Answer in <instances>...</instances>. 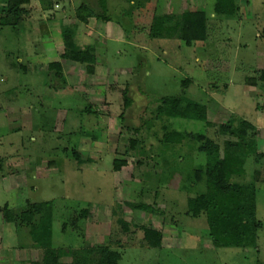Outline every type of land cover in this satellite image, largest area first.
Wrapping results in <instances>:
<instances>
[{"label": "rangeland", "instance_id": "rangeland-1", "mask_svg": "<svg viewBox=\"0 0 264 264\" xmlns=\"http://www.w3.org/2000/svg\"><path fill=\"white\" fill-rule=\"evenodd\" d=\"M82 1L60 0L44 11L40 0H33L16 32L0 27V264H31L40 256L28 237L2 219L6 204L18 209L27 202L52 203L57 249L110 244L121 255L119 264H264V158L242 178L252 181L251 170L260 171L257 248H214L204 216L186 215L188 196L204 190L199 184L190 191V173L207 161L201 143L168 148L160 139L164 126L213 140L215 128L154 118L162 98L184 93L207 107L213 124L232 114L255 124L260 135L253 151L264 153V93L246 81L264 70V0H239L235 19L214 18L215 0H204L210 38L191 46L153 38L148 31L154 12L180 13L187 0H136L134 9L130 0H109L112 29L97 18L79 28L81 41L97 46L93 75L61 58V18L76 20ZM5 2L0 0V17ZM53 62L64 66V78L48 71ZM136 139L145 142L132 149ZM76 150L83 157L79 162L72 156ZM115 159H126L127 166L115 172ZM156 178L159 185H153ZM156 188L158 215L126 204L151 199ZM83 209L89 215L74 229L73 216ZM119 219L130 224L128 233ZM64 223L69 224L65 232ZM148 224L163 232L161 249L141 246L140 227ZM21 232L27 235L26 228Z\"/></svg>", "mask_w": 264, "mask_h": 264}, {"label": "trees", "instance_id": "trees-1", "mask_svg": "<svg viewBox=\"0 0 264 264\" xmlns=\"http://www.w3.org/2000/svg\"><path fill=\"white\" fill-rule=\"evenodd\" d=\"M33 0H6L0 17V27L10 28L17 31L25 19L30 15L26 8ZM60 0H40L44 11H52L56 2ZM187 0V7L180 13H165L152 15L150 34L153 38H167L181 41L187 46L196 42L206 41L210 38L209 17L205 11L204 0ZM88 2V4H87ZM92 2V5L90 4ZM55 3V4H54ZM133 9L140 2L130 0ZM109 12V0H83L76 9V20L64 22L61 18L60 36L64 49L61 52L63 60L85 66L87 73L93 75L98 62L97 46L83 43L79 38L80 25L87 24L92 18L102 22L113 21L107 16ZM213 17L217 19H235L240 17L241 7L239 0H215ZM54 22L56 18L52 19ZM25 69V67H24ZM48 71L54 77H63V65L53 62L47 66ZM258 78H247L264 93V70L257 72ZM185 86L191 84L190 79L183 81ZM250 85V84H249ZM130 102V100H127ZM127 102V104H129ZM155 119H187L201 121L207 127L215 128L216 139H210L204 134H194L177 131L170 126H164V135L160 143L168 148H175L184 142L201 143L199 151L206 154V165L194 169L192 175V187L190 191L204 184V190H197L194 196L187 198L186 215L197 219L204 216L208 227V237L214 248L236 247L244 249L257 248L258 230L261 222L257 219V186L256 174L259 170L252 169L250 176L252 181H244L249 167L264 158V153H257L253 149L260 135L259 128L255 124L235 115L219 125L208 120V109L201 103L188 98L184 93L179 96L164 97L155 110ZM147 128L153 126V120L148 121ZM223 142L222 144L219 142ZM145 141L133 140L131 148L137 144L143 147ZM172 157L180 158L176 153ZM73 158L79 162L83 157L76 150L72 153ZM249 160L251 165H248ZM91 162L90 158H86ZM127 166L126 159H115L113 167L115 172L121 171ZM4 174L1 175L3 177ZM0 177V178H1ZM242 179V180H241ZM153 185H159V179ZM156 188L151 199L144 202L126 204L133 211L145 212L146 215H158L159 206L156 205L158 191ZM162 213V212H161ZM3 223L13 225L17 233L31 240L33 247L38 248L40 256L31 264H119L121 255L112 250L110 244L82 246L79 248L57 249L53 242V210L51 202H27L23 208H10L8 204L1 211ZM163 214V213H162ZM89 215L88 209L80 211L79 215L73 216L71 227L78 228L80 220H86ZM119 219L125 233L129 232L130 224ZM150 221V220H149ZM68 223L63 224V232L68 228ZM27 229V235L22 233ZM143 231L144 248L161 249L164 234L151 224L141 226ZM82 232V231H81Z\"/></svg>", "mask_w": 264, "mask_h": 264}, {"label": "crops", "instance_id": "crops-1", "mask_svg": "<svg viewBox=\"0 0 264 264\" xmlns=\"http://www.w3.org/2000/svg\"><path fill=\"white\" fill-rule=\"evenodd\" d=\"M87 4H88V2H87ZM91 5H92V2L90 3ZM92 19H94V18H92ZM91 21V20H90ZM89 21V22H90ZM89 22L87 23V24H89ZM105 23V22H104ZM111 23H113V21H109V22H107V23H105V28H110L111 26H109ZM117 23H119V21H117ZM116 23V24H117ZM87 24H85V26H88ZM83 25V24H82ZM87 28V27H86ZM86 28L84 29V31H86L87 32V30H86ZM94 28L95 29H97V27L96 26H94ZM117 28H119L118 27V25H117ZM110 29H112V28H110ZM85 32V33H86ZM89 33V32H88ZM80 34V33H79ZM79 38H81L82 40H84V35H83V33H81L80 35H79ZM64 67V66H63ZM260 130V129H259ZM3 238H4V236H3ZM30 242H31V240H30ZM33 248H35V247H33ZM56 248V247H55ZM36 249V248H35Z\"/></svg>", "mask_w": 264, "mask_h": 264}]
</instances>
